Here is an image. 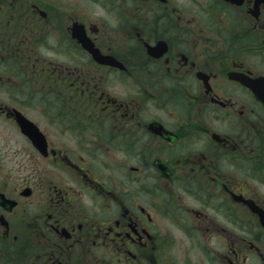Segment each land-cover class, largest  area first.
<instances>
[{"label":"flooded vegetation","instance_id":"obj_1","mask_svg":"<svg viewBox=\"0 0 264 264\" xmlns=\"http://www.w3.org/2000/svg\"><path fill=\"white\" fill-rule=\"evenodd\" d=\"M0 264H264V0H0Z\"/></svg>","mask_w":264,"mask_h":264},{"label":"water","instance_id":"obj_2","mask_svg":"<svg viewBox=\"0 0 264 264\" xmlns=\"http://www.w3.org/2000/svg\"><path fill=\"white\" fill-rule=\"evenodd\" d=\"M31 134H35L36 133V130L34 129V128H32V129H30V131H29ZM38 134H36V135H31V138L33 139V141L35 142V144L37 143V138H36V136H37Z\"/></svg>","mask_w":264,"mask_h":264}]
</instances>
